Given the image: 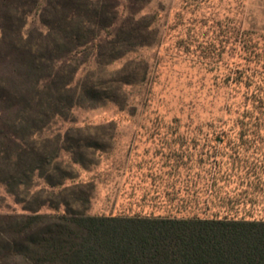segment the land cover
<instances>
[{
    "label": "trees",
    "instance_id": "16d2710c",
    "mask_svg": "<svg viewBox=\"0 0 264 264\" xmlns=\"http://www.w3.org/2000/svg\"><path fill=\"white\" fill-rule=\"evenodd\" d=\"M150 2L0 0V162L10 170L0 184L15 205L24 203L16 196L23 185L32 198L48 196L34 208L0 214V264H264V218L219 210L226 196L219 195L216 178L201 214L191 216H86L70 212L65 201L61 211L51 199L55 189L77 190L79 183L66 172L55 183L43 176L44 162L58 157L47 154L54 144L47 132L68 125V138L69 131L81 129L71 115L85 104L90 109L102 103L123 107V90L141 80L130 74L116 77L126 74L132 61L118 71L109 67L134 49L156 43L155 17L144 13ZM33 13L39 26L28 29ZM237 28L232 45L244 53ZM86 67L87 82L81 85ZM101 67L111 72L108 80L99 79ZM77 90L83 100L75 97ZM242 97L237 110L244 113L248 99L245 93ZM227 104L232 109L233 103ZM88 127L99 131L105 126ZM218 128L248 127L226 122ZM72 196L88 202L82 192Z\"/></svg>",
    "mask_w": 264,
    "mask_h": 264
},
{
    "label": "rangeland",
    "instance_id": "374dc122",
    "mask_svg": "<svg viewBox=\"0 0 264 264\" xmlns=\"http://www.w3.org/2000/svg\"><path fill=\"white\" fill-rule=\"evenodd\" d=\"M144 13L155 17L159 36L156 43L134 49L109 67L118 71L126 61H132L126 74L115 76L123 79L130 74L141 80L123 90V107L102 103L90 109L85 104L71 115L81 129L69 131L68 138L64 135L68 125L58 124L47 132L54 142L47 154L58 157L44 162L43 176L49 175L55 183L61 172H66L79 183L77 190L55 189L51 199L61 211L64 207L60 202L65 201L70 212L86 216H191L201 214L211 191V179L216 178L221 192L226 193H219L226 196L219 210L264 218V0H151ZM35 26H39L38 17L33 13L27 28ZM237 27L244 53L232 45ZM86 59L87 54L81 61ZM109 73L101 67L99 79L108 80ZM86 76L87 67L80 72L81 85L87 82L83 80ZM257 90L261 93L257 94ZM79 93L77 90L75 97L83 100ZM244 93L248 100L243 113L237 107ZM227 102L233 103L232 109H227ZM226 122L248 128H218ZM110 123L123 128H183L184 131L175 132L188 140L184 145L132 143L130 138H150L153 131L139 132L145 135L114 134L108 129ZM89 125L105 127L95 131ZM67 148L69 151L61 150ZM164 150L188 153L182 166L173 163L172 167L181 178L187 176L188 182L186 187L184 183L172 182L171 206L166 201L159 207L153 204L152 191L157 186L159 190L162 186L168 188V184L158 185L155 181V160L135 158L132 154ZM71 158L76 164L71 163ZM2 163L0 182L10 172L9 166ZM134 165L143 169V181L135 182V186ZM23 182L28 184L27 178ZM123 187L129 190H121ZM27 188L23 185L16 191L24 203L15 205L7 193L9 189L0 184V214L34 208L48 198L47 192L32 198ZM178 188L181 194H175ZM81 192L87 203L72 196ZM145 194L147 198L140 200ZM123 196L135 199L124 204ZM2 250L0 242V253ZM12 264L23 263L16 260Z\"/></svg>",
    "mask_w": 264,
    "mask_h": 264
},
{
    "label": "crops",
    "instance_id": "0c3cea01",
    "mask_svg": "<svg viewBox=\"0 0 264 264\" xmlns=\"http://www.w3.org/2000/svg\"><path fill=\"white\" fill-rule=\"evenodd\" d=\"M113 130L115 131L114 134L116 133V134H120V135L121 134H123V135H126V134L145 135V133L141 134L139 132L144 131V130L150 131V132L153 131L150 134V135H153V137H150V138H146V139L135 138V137L130 138L129 141L132 143H134V142H139V143L150 142V143H154V144H164V145H173V144L174 145H178V144L184 145L188 140L186 137H180L179 135L181 133L175 132V131H184L183 128L169 129V128H123V127H118V128L113 129ZM122 131H128V132L125 133ZM129 131H131V133ZM132 157L139 158V159H148L149 161L155 160V162H154V166H156L155 181H157L158 185L160 183H164V184L167 183L169 187L166 188V187L162 186V189L159 190L160 186L159 187L157 186L152 191V194L155 195L153 198V201H154L153 204L155 206L163 207V205H166V201H169L168 203L171 206V203H172L171 195H172V191H173L171 183L172 182H178L179 184L184 183L185 187H186L187 182H188L187 176L182 175L183 178H181L180 174L177 175L175 170H172L173 163H175L176 166H182L181 161L186 160L188 158V153L186 151L176 152V151H171V150L170 151H168V150L151 151V152L149 151V152L134 153V154H132ZM166 168H169V171L166 172ZM141 170L143 171L142 167L134 165V169L132 171L137 173L136 180H134V182L132 181L134 186H135V182L141 183L143 181V175L141 174L143 172H141ZM161 171L162 172L165 171V173L162 174ZM173 172H174L175 178H172ZM158 176H161V177H158ZM165 176L167 178H164ZM177 176H179L178 177L179 179L177 178ZM176 179H178V181H176ZM122 184H124V182ZM126 189L129 190L128 187L127 188L123 187L121 190L124 191ZM132 189L133 188H131V190ZM178 193L181 194V190H179V188L175 190V194H178ZM184 193L186 194L187 192H184ZM147 196H148L147 194L142 195L140 197V200L144 201L147 198ZM121 198H122L121 200L123 201L124 204L128 203V201H130L132 199H135L133 197L130 198L129 196L128 197L123 196ZM181 199H182V197L180 196L179 200H181ZM115 200L117 202L118 198H116ZM157 201L160 203H157ZM123 216H125V215H123ZM146 216H148V215H146ZM151 217H167V216L166 215L164 216V214L161 215L158 213L157 214L153 213L151 215Z\"/></svg>",
    "mask_w": 264,
    "mask_h": 264
}]
</instances>
